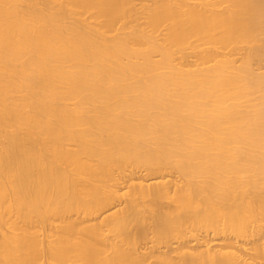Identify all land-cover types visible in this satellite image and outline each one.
<instances>
[{"label": "bare ground", "instance_id": "bare-ground-1", "mask_svg": "<svg viewBox=\"0 0 264 264\" xmlns=\"http://www.w3.org/2000/svg\"><path fill=\"white\" fill-rule=\"evenodd\" d=\"M133 5L0 0V264H264V0Z\"/></svg>", "mask_w": 264, "mask_h": 264}, {"label": "rangeland", "instance_id": "rangeland-1", "mask_svg": "<svg viewBox=\"0 0 264 264\" xmlns=\"http://www.w3.org/2000/svg\"><path fill=\"white\" fill-rule=\"evenodd\" d=\"M149 2H150V0H134V5L133 6H135L138 9V11H140L141 8H142V5L143 4H147ZM222 5H224V4H222ZM81 17L86 22L92 21V18L89 17L88 13L83 14ZM144 21L145 20H144V18L142 16L137 20V22L139 24H142V25H144ZM128 25L129 24H127V22L126 23H118L117 26H116V28H115V30H113L112 32H110V35L111 34H117V33H120L122 31H128V30H130V27ZM126 26H128V27H126ZM220 49H224V51H228L229 50V48H220ZM190 51L191 50H187V52H190ZM239 53H242V52H238V54ZM238 54H235L234 57L235 58L236 57H240L239 55H241V54H239V55ZM262 59H264V58H262ZM263 63H264V61L262 62V64ZM262 68L259 71H261ZM263 70H264V68H263ZM137 173L138 174L139 173L140 174H147V172L144 171V170H138ZM169 174H171V173H169ZM171 175H173V177H175L176 179H179V181H180V178H179V176H178L177 173L175 174V172H172ZM239 177L241 179H244L246 177V175L239 174ZM151 181H154V179H152ZM135 204H136V207H137L138 212H139V214H138L139 220L136 223L135 222H132V223L129 224V226H128V237H129V240L131 242H135L136 243V247L137 248L139 247V249H140L141 247H143L142 249H140L141 251L142 250L147 251V248L149 246L154 245V244H159V243H156V236H155V233H154V230H155V217L158 214H161V213H164V212H171V211L177 212L178 211V208L170 200V198H163V197L154 198L153 196L135 197ZM59 224H60V222H59ZM262 225H263V223H262ZM262 229L264 230V226H263ZM189 232L185 236H183L185 238L182 237V240L185 241V242H187V243H189V244L190 243L193 244V241H195V240H193L194 238H192L193 235L195 237H196V235L198 237H200L201 235H206L207 234V232H204L203 230H199V232H198V230H193V231H189ZM188 234H190L191 236L188 235ZM211 234H209V235L211 236ZM225 234H226L225 236L227 238L225 240H228L229 237L230 238H233L234 235H235V234L233 235L232 232H230V233L229 232H225ZM213 236L216 237V235H213ZM241 237H243V236H241ZM253 238H256V236L254 237V236H251L250 235V236L245 237V238H239V237H237V239H239V241H242L240 239H244L245 242H247V244L249 242L248 245L246 244L247 247H251L252 246V243L250 241ZM174 240H175L174 238H172V240H169V241H172L169 244V246L171 245L170 247H173V246L175 247L177 245V243L179 244V242H178L179 240L177 242L174 241ZM244 240H243V242H244ZM144 246H145V249H144ZM160 246L162 248L161 250H163V249L166 248L165 246H163V244L162 245L160 244ZM163 247H165V248H163ZM149 261H151L150 263H154L155 262L153 259H149ZM188 263H189V258L186 257L181 262H179L178 264H188Z\"/></svg>", "mask_w": 264, "mask_h": 264}]
</instances>
